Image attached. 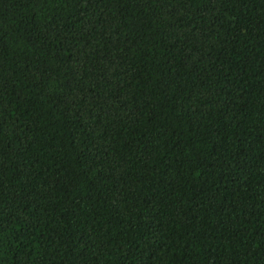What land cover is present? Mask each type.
Segmentation results:
<instances>
[{"label":"trees","instance_id":"1","mask_svg":"<svg viewBox=\"0 0 264 264\" xmlns=\"http://www.w3.org/2000/svg\"><path fill=\"white\" fill-rule=\"evenodd\" d=\"M0 264H264V0H0Z\"/></svg>","mask_w":264,"mask_h":264}]
</instances>
